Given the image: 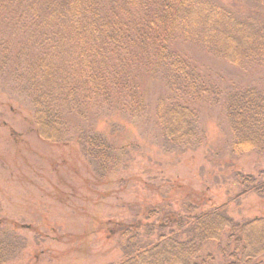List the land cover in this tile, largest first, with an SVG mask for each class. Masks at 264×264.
<instances>
[{"label": "trees", "instance_id": "trees-1", "mask_svg": "<svg viewBox=\"0 0 264 264\" xmlns=\"http://www.w3.org/2000/svg\"><path fill=\"white\" fill-rule=\"evenodd\" d=\"M180 44L243 70L264 60V19L214 0H0V81L30 103L42 141H75L101 168L115 164V145L94 122L150 110L165 139L193 146L204 137L202 100L222 106L233 154H264V90L219 86ZM146 79L161 90L152 102ZM236 177L238 196H264V179ZM224 206L164 213L156 228L168 229L153 240L147 222L104 224L122 240L117 264H264V217L235 220ZM9 237L0 222V264L18 249ZM207 243L217 262L203 252Z\"/></svg>", "mask_w": 264, "mask_h": 264}, {"label": "rangeland", "instance_id": "rangeland-1", "mask_svg": "<svg viewBox=\"0 0 264 264\" xmlns=\"http://www.w3.org/2000/svg\"><path fill=\"white\" fill-rule=\"evenodd\" d=\"M214 1L239 15L264 19V0ZM179 48L223 88L234 84L264 90V60L242 70L195 44ZM5 85L0 81V222L10 232L8 239L20 243L4 264H117L122 240L104 224L147 222L153 240L168 229L156 228L164 213L182 212L189 205L196 211L225 205L235 220L264 217V196L253 191L238 196L236 177L264 179V154L231 152L220 104H197L204 137L188 147L165 139L150 110L141 117L111 114L108 124L94 122L115 145V164L101 168L75 141L64 146L42 141L34 131L30 103ZM142 90L150 102L161 91L148 79ZM203 252L219 260L215 243L205 244Z\"/></svg>", "mask_w": 264, "mask_h": 264}]
</instances>
